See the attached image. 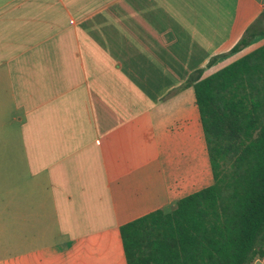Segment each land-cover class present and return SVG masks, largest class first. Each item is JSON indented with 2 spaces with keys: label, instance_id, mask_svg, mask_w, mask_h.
<instances>
[{
  "label": "crops",
  "instance_id": "obj_1",
  "mask_svg": "<svg viewBox=\"0 0 264 264\" xmlns=\"http://www.w3.org/2000/svg\"><path fill=\"white\" fill-rule=\"evenodd\" d=\"M262 10L0 0V264H126L120 224L209 184L184 82L263 44L229 51Z\"/></svg>",
  "mask_w": 264,
  "mask_h": 264
},
{
  "label": "trees",
  "instance_id": "obj_2",
  "mask_svg": "<svg viewBox=\"0 0 264 264\" xmlns=\"http://www.w3.org/2000/svg\"><path fill=\"white\" fill-rule=\"evenodd\" d=\"M261 18L264 10L229 51L264 32L255 25ZM200 73L184 84L192 89L212 180L120 224L126 264H249L264 254V43Z\"/></svg>",
  "mask_w": 264,
  "mask_h": 264
},
{
  "label": "rangeland",
  "instance_id": "obj_3",
  "mask_svg": "<svg viewBox=\"0 0 264 264\" xmlns=\"http://www.w3.org/2000/svg\"><path fill=\"white\" fill-rule=\"evenodd\" d=\"M201 75V74H200ZM187 77H189L188 75L186 76V79H187Z\"/></svg>",
  "mask_w": 264,
  "mask_h": 264
}]
</instances>
